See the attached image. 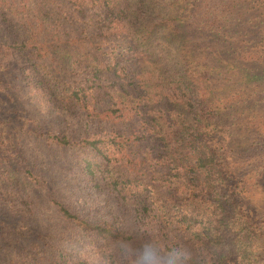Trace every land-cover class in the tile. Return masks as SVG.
I'll return each mask as SVG.
<instances>
[{
  "label": "trees",
  "instance_id": "trees-1",
  "mask_svg": "<svg viewBox=\"0 0 264 264\" xmlns=\"http://www.w3.org/2000/svg\"><path fill=\"white\" fill-rule=\"evenodd\" d=\"M168 2L0 0V264H264V0ZM181 26L227 47L205 77L147 66Z\"/></svg>",
  "mask_w": 264,
  "mask_h": 264
},
{
  "label": "rangeland",
  "instance_id": "rangeland-1",
  "mask_svg": "<svg viewBox=\"0 0 264 264\" xmlns=\"http://www.w3.org/2000/svg\"><path fill=\"white\" fill-rule=\"evenodd\" d=\"M214 1L222 3L223 9L225 7H227L229 2L230 3L233 2V0H223V1L214 0ZM164 3H165V5H164ZM166 5H169L168 0H163L162 6H166ZM217 10L218 9H216V8L208 7V11L213 12V13L215 12L214 14L216 16H218ZM203 11H204V9L202 8L201 12H203ZM220 11H225V10L219 9V13H220ZM219 17H222V15H220ZM199 18H202V17H199ZM199 18H194V20L189 19L190 20L189 24L197 22L195 20H197ZM218 19H220V18H218ZM162 28L163 27H159L157 29V32L152 33L151 44L149 47L150 55H149V58L147 60L148 61L147 66L151 70L168 72L174 66H179V64H181V65L183 64V66L186 67L188 70H199L201 77H205L206 72L202 66L209 65L211 63H216L215 62L216 60L213 59L216 56L213 55V52L211 54H208V52L216 51L217 53H219L218 54L219 57L226 58V54L221 53L222 50L227 51L226 46L219 47L218 44H216V46H214V44L208 43V42H206V40L197 41V39L195 37H188V34L184 35V33H181L182 31L185 32L183 27L181 28V30H179L177 27L176 28L175 27L165 28L164 32H162ZM190 28H191V25H190ZM192 30L196 32L195 28ZM263 31H264V28H263ZM224 36H229V38H230L233 35H232V33H227ZM263 36L261 39V41H262L261 46L258 45V47H256L257 49L258 48H260V49L264 48V45H262L264 43V37ZM202 39H204V38L202 37ZM232 47H234L233 44H232ZM192 49H194L195 54L191 52V56L190 55L183 56L184 52H188L189 50H192ZM219 49H220V52H219ZM238 49L245 50L246 48L245 47H238L237 50ZM254 49L255 48H253V50ZM205 53H207V54L204 55ZM254 54H255V57H257V58L260 56L257 59L258 61L262 60V55L264 56V52L262 53V55H261V53H259V54L254 53ZM226 61H227V59H221V61H217V63L219 65L223 66ZM199 68H202V69H199ZM263 112H264V110H263ZM243 119H245V122L247 123V125L258 124V120H259L263 124L262 129L264 130V115L261 116L257 120V119H252V115H246L245 116V113H244ZM263 175H264V170H263ZM255 185L259 186L260 190H261V188L264 186V181H261V183L255 184ZM10 239H8L6 242H8V244H13V242H10ZM6 249H8V248L6 247ZM258 255H259L258 259L260 260V263H264V254L259 253ZM4 258H5V255L2 252L0 255V261L3 262ZM5 260H6V258H5Z\"/></svg>",
  "mask_w": 264,
  "mask_h": 264
},
{
  "label": "clouds",
  "instance_id": "clouds-1",
  "mask_svg": "<svg viewBox=\"0 0 264 264\" xmlns=\"http://www.w3.org/2000/svg\"><path fill=\"white\" fill-rule=\"evenodd\" d=\"M128 249L122 246V254L127 258ZM80 255L84 264H110L106 254L98 250V246L85 243ZM191 254L183 248L176 247L161 251L151 243L142 244L138 249V255L134 264H188Z\"/></svg>",
  "mask_w": 264,
  "mask_h": 264
}]
</instances>
